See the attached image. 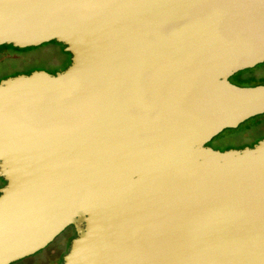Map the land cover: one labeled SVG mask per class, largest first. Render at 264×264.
Wrapping results in <instances>:
<instances>
[{"label": "water", "instance_id": "1", "mask_svg": "<svg viewBox=\"0 0 264 264\" xmlns=\"http://www.w3.org/2000/svg\"><path fill=\"white\" fill-rule=\"evenodd\" d=\"M63 71L0 81V264L72 226L62 264H264V0H0V46Z\"/></svg>", "mask_w": 264, "mask_h": 264}, {"label": "rangeland", "instance_id": "2", "mask_svg": "<svg viewBox=\"0 0 264 264\" xmlns=\"http://www.w3.org/2000/svg\"><path fill=\"white\" fill-rule=\"evenodd\" d=\"M53 42L32 47L25 53L0 55V81L18 75H28L34 71H45L51 74L65 70L70 65L71 56L64 52L62 45ZM263 67L264 63L242 72L246 74L252 73L255 76L252 86L262 84L261 79L264 77ZM261 120H264V114L246 120L235 129H225L210 140L207 146L212 149L225 151L254 145L264 139V130L253 128L247 131V129L254 127ZM3 184L4 181L0 179V188ZM62 237L63 235L59 234L44 249L22 259L23 261L21 262L24 264H37L39 261H48V264H60L61 256H65L69 250L66 242L62 244ZM12 264H17V262Z\"/></svg>", "mask_w": 264, "mask_h": 264}, {"label": "flooded vegetation", "instance_id": "3", "mask_svg": "<svg viewBox=\"0 0 264 264\" xmlns=\"http://www.w3.org/2000/svg\"><path fill=\"white\" fill-rule=\"evenodd\" d=\"M263 71H264V68L262 69ZM243 71H241V72H238V73H236V74H234L233 76H231L230 78H229V82H231L232 84H234V85H237V86H241V85H238V84H236L235 83V81L233 80L238 74H240V73H242ZM51 74H55V72L54 73H51ZM261 129V130H264V120H261V121H259L254 127H252V128H248L247 129V131H250V130H252V129ZM253 145H250V146H247V147H252ZM214 150H219L220 151V149H214ZM1 179V178H0ZM4 185V184H3ZM60 235H63V237H62V244H63V242H66L67 243V247H68V249H69V246H70V243H71V240L72 239H74L75 237H76V231H75V229H74V227H72V226H70V227H68V228H66ZM67 249V250H68ZM63 256L64 255H62L61 256V258H60V264H62L63 263ZM25 259V258H24ZM21 261H23L22 259L21 260H19V263H22V264H24L23 262H21ZM15 263V262H14ZM18 263V261H17V264H19ZM37 264H48V261H39V262H37Z\"/></svg>", "mask_w": 264, "mask_h": 264}, {"label": "trees", "instance_id": "4", "mask_svg": "<svg viewBox=\"0 0 264 264\" xmlns=\"http://www.w3.org/2000/svg\"><path fill=\"white\" fill-rule=\"evenodd\" d=\"M30 49L32 48L18 49V48L13 47L12 45H3V46H0V55L25 53L29 51ZM254 79H255V76L252 73L251 74L240 73L233 80L235 81L236 84L241 85V86H252ZM261 80H262V84H264V77Z\"/></svg>", "mask_w": 264, "mask_h": 264}]
</instances>
